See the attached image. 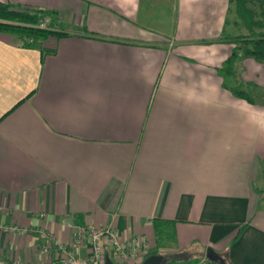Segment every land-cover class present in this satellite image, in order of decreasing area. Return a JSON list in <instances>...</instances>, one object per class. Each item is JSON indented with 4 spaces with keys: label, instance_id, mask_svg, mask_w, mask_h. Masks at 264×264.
Masks as SVG:
<instances>
[{
    "label": "crops",
    "instance_id": "obj_1",
    "mask_svg": "<svg viewBox=\"0 0 264 264\" xmlns=\"http://www.w3.org/2000/svg\"><path fill=\"white\" fill-rule=\"evenodd\" d=\"M0 2L51 11L65 34L23 48L0 33V225L24 230L0 232V264L53 261L47 234L104 225L146 238L118 263L196 264L209 248L264 264V63L220 75L245 36L229 0Z\"/></svg>",
    "mask_w": 264,
    "mask_h": 264
},
{
    "label": "trees",
    "instance_id": "obj_2",
    "mask_svg": "<svg viewBox=\"0 0 264 264\" xmlns=\"http://www.w3.org/2000/svg\"><path fill=\"white\" fill-rule=\"evenodd\" d=\"M249 0H229L230 4H233L235 14L241 18L248 25L253 24L261 26V23H255L251 20L248 21L250 16V10L246 4ZM47 18L48 22L45 27H39L38 23L41 18ZM0 33H6L14 35L19 46L23 48L37 47L39 43L45 40L50 35L64 36V33L55 31L53 28V14L47 10H27V9H14L8 4L0 2ZM234 44L231 55L227 57L219 73L222 77H226L234 71V63L242 58H252L257 62L264 63V36L258 37H240L231 38ZM222 85L226 86L224 83ZM231 91L237 96H248L240 86H233ZM158 255V254H156ZM207 264L212 263L208 259H205ZM230 264V263H227Z\"/></svg>",
    "mask_w": 264,
    "mask_h": 264
},
{
    "label": "built area",
    "instance_id": "obj_3",
    "mask_svg": "<svg viewBox=\"0 0 264 264\" xmlns=\"http://www.w3.org/2000/svg\"><path fill=\"white\" fill-rule=\"evenodd\" d=\"M47 22V18H41L38 26L45 27ZM0 232L22 233L24 230L14 225H0ZM46 238L52 250H54L55 259L53 261L49 259L33 263L12 260L9 264H102L103 250L106 245L112 247L114 260L118 263L127 259L140 258L147 249V242L144 236L128 238L122 241L119 239L118 233L110 225L101 227L76 226L73 230L72 238L68 242H60L50 234H47ZM49 245L41 247L40 253L49 254L51 252ZM81 249L88 250L85 257L79 256V250ZM196 264H206V261L202 259Z\"/></svg>",
    "mask_w": 264,
    "mask_h": 264
},
{
    "label": "rangeland",
    "instance_id": "obj_4",
    "mask_svg": "<svg viewBox=\"0 0 264 264\" xmlns=\"http://www.w3.org/2000/svg\"><path fill=\"white\" fill-rule=\"evenodd\" d=\"M246 6L250 10V13H251L250 16H248V18H247L248 21L251 20L255 23L259 22V23H261V26L253 24L252 26L248 25V27H247V25H246L244 27L243 26L244 21L235 14V12H234L235 7L233 4H230L227 19L229 20V22H231L230 20H233V22H238L240 24V27H238L235 30H237V33L240 35L244 34L245 36H243V37H246L247 34H249V35H247V38H250L252 36L258 37L260 35L264 36V0H249L247 2ZM235 30H232V32H230V33L235 32ZM227 32H228V30H227ZM247 92H249V91H247ZM199 247H201V246L199 245ZM187 255H188L187 256L188 258L191 256L190 254H187Z\"/></svg>",
    "mask_w": 264,
    "mask_h": 264
},
{
    "label": "water",
    "instance_id": "obj_5",
    "mask_svg": "<svg viewBox=\"0 0 264 264\" xmlns=\"http://www.w3.org/2000/svg\"><path fill=\"white\" fill-rule=\"evenodd\" d=\"M206 258L214 263L223 264V260L211 249L206 250ZM163 260L160 255L146 256L141 262L136 264H162ZM102 264H126V263H113L108 257H105Z\"/></svg>",
    "mask_w": 264,
    "mask_h": 264
}]
</instances>
